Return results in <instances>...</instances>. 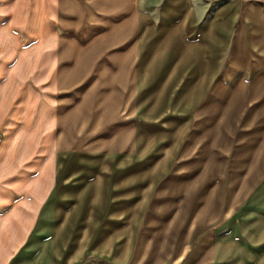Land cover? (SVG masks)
<instances>
[{
	"label": "crops",
	"instance_id": "1",
	"mask_svg": "<svg viewBox=\"0 0 264 264\" xmlns=\"http://www.w3.org/2000/svg\"><path fill=\"white\" fill-rule=\"evenodd\" d=\"M168 2L0 0V256H11L28 238L38 237L49 222H59L50 204L56 187L69 184L76 174L72 175L70 166L76 161L102 159L107 153L113 159L107 143L115 131L130 128L120 119L135 107L134 84L138 88L144 59L140 32L146 20L155 24L161 21ZM187 4L192 21L187 27L188 38H197V31L212 22L216 41L214 49L203 56L205 83L200 100L186 108L188 115L211 97L219 105L225 104L226 110L233 107L234 117L239 110L250 111L251 125L261 121L264 127V0H187ZM156 11L158 23L153 18ZM189 69L185 83H194V73ZM121 71L123 77L114 80ZM213 100L209 104L212 108ZM250 102L257 104L252 110ZM261 133L260 143H264V130ZM130 145L131 141L117 151L124 167L115 171L104 168L98 173L110 181L112 203L135 206L141 202V212L145 182L134 177L143 170V157L129 150ZM263 148L254 144L248 159L251 173L264 178V170L257 171L253 162ZM88 175L94 180L97 173ZM115 175L128 176L129 182L115 187ZM260 184L256 181L252 190ZM71 199L73 203L75 198ZM253 211L264 215V196L254 203L250 198L237 207L227 230L218 228L216 249L225 254L238 236L249 239L250 232L257 231L248 224L255 218H245ZM101 223L95 233H102L101 227L108 223L121 235L112 249L101 246L102 237L96 233L88 251L77 254L72 249V257L64 262L66 248L55 256L51 244L54 227L44 238V247L32 244L18 260H26L30 254V264H81V256L90 255L112 264L124 262L133 248L139 215L129 228L132 242L128 256L120 261L116 256L128 237L129 217H105ZM246 249L255 253L250 246ZM255 251L264 255V246Z\"/></svg>",
	"mask_w": 264,
	"mask_h": 264
},
{
	"label": "rangeland",
	"instance_id": "2",
	"mask_svg": "<svg viewBox=\"0 0 264 264\" xmlns=\"http://www.w3.org/2000/svg\"><path fill=\"white\" fill-rule=\"evenodd\" d=\"M157 12L153 18L158 23ZM191 22L187 0H169L158 24L145 21L140 32L144 59L138 88L134 84L135 107L120 119L130 128L115 131L110 144L107 143L113 159H109L107 153L102 159L76 161L70 166L72 175L76 174L70 177L69 184L56 187L50 204L59 222H49L38 237L28 238L11 256H0L1 264H30V254L26 260H18L20 253L32 244L44 247L45 237L54 227L51 235V244L56 249L54 254L66 248L65 262L72 257V249L77 254L88 251L105 217L111 219L126 214L129 232L121 243L117 261L128 256L132 242L129 228L136 224L138 215L139 223L138 227L135 225L132 251L119 264H264V255L255 251L256 247L264 246L263 213L253 211L245 217L246 221L255 218L248 224L259 233L250 232L249 239L238 236L230 246L232 249L225 254L216 249L218 228L227 230L237 207L250 198L254 203L264 196L263 175L251 173L253 169L248 159L254 144L264 147V143H260L264 127L261 121L251 125L250 111L239 110L234 117L233 107L226 110L225 104L219 105L211 97L203 107L188 115L186 108L191 109L200 100L205 83L203 56L216 45L212 22L205 30L197 31V38L193 40L187 36ZM193 63L196 66L192 67ZM188 69L194 73V83L190 80L185 83ZM122 72L114 80L121 79ZM212 100L214 108L209 105ZM256 105L250 102V109ZM186 120L187 128L183 132ZM130 141L129 150L143 157V170L134 177L135 181L143 179L145 182L141 212V202L135 206L112 203L108 190L110 181L98 173L104 168L120 170L123 165L119 157L122 155L117 151H122ZM253 162L257 171L264 170V148L257 151ZM90 172L97 173L94 180L88 178ZM79 174L84 176L79 178ZM73 177L77 178L73 180ZM256 181L261 184L253 191ZM127 182L129 177L124 175H115L112 179L115 187ZM50 198L46 203L49 204ZM64 198L70 199L63 201ZM71 198H75L73 203ZM114 226L105 223L101 227L102 233L98 235L102 238L111 228L107 237L99 240L101 243L97 240L101 246L112 249L114 241L120 239ZM247 246L254 248L256 256L246 249ZM46 259L44 255V262ZM80 260L81 264H112L90 255L81 256Z\"/></svg>",
	"mask_w": 264,
	"mask_h": 264
},
{
	"label": "built area",
	"instance_id": "3",
	"mask_svg": "<svg viewBox=\"0 0 264 264\" xmlns=\"http://www.w3.org/2000/svg\"><path fill=\"white\" fill-rule=\"evenodd\" d=\"M1 140V139H0Z\"/></svg>",
	"mask_w": 264,
	"mask_h": 264
}]
</instances>
